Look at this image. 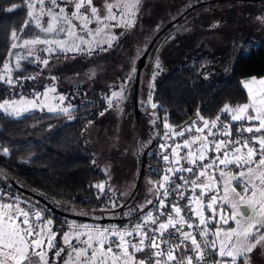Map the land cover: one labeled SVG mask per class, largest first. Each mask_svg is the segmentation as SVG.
<instances>
[{
	"label": "snow or ice",
	"instance_id": "obj_1",
	"mask_svg": "<svg viewBox=\"0 0 264 264\" xmlns=\"http://www.w3.org/2000/svg\"><path fill=\"white\" fill-rule=\"evenodd\" d=\"M142 2L143 0H103L104 15H101L100 7L94 4V0H24L23 5H12L5 11L10 12L22 6L28 8L29 19H26L21 26V32L33 26L34 21V27L41 32L53 35L65 34L64 39H41L37 34L33 38L23 39L22 44L13 42L9 55H12L11 49L17 47L30 49L26 56L17 57L15 69L21 68V60H28L33 56L31 47L35 45H45L46 47L40 51L56 53L57 56L68 52L87 55H92L97 50L106 52L112 47L113 41L119 39L111 29H122L119 35L133 29ZM69 6H71L70 11ZM187 7L192 5L189 4ZM44 17L48 18L46 23L43 22ZM257 19L264 23V17ZM74 20L81 21L80 25L73 23ZM93 21L98 26L89 29L88 25ZM212 27H219V22ZM78 29L84 31L85 35H79ZM10 36L13 41L20 39L15 30ZM86 36L93 39H86ZM96 37L102 39L97 40L94 45L93 41ZM103 44H107V47H103ZM34 59L45 67L49 64L48 59L39 55ZM154 68H160L158 57ZM12 72L13 68L6 58L0 68V81L10 86H19L22 79H35V77L19 76L13 78ZM135 72L136 68L132 67L126 80L130 82ZM94 75V71L89 73L90 78ZM156 75L154 71L152 78L154 79ZM52 79L55 80L56 77ZM241 85L247 90V102L236 105L226 102L215 117L205 118L198 109L195 119L190 118L178 129H174L167 122V116L164 118V128L168 130L164 133L166 138L184 137L185 133L191 135L182 143H174L171 147L172 157H179L178 159L170 160L167 154L161 156V159L175 166L167 168L159 182L149 181L153 187H149L147 191L153 195V199H146L144 204L130 208L124 213L125 217L130 218L134 213L143 212L137 223H130L124 228L115 225L89 228L84 225L81 226L86 229L84 232L75 229L64 232L62 242L67 247L61 246L56 249L54 256L60 258L63 255V264H208L206 254L215 253L219 257L230 258L226 264H251L250 254L258 247L264 249V134H262L264 133V77H251L250 80L241 81ZM253 85L258 87L253 88ZM148 87V100L143 103L150 105L152 109H157L158 104L152 102L151 81ZM126 90V87L121 85L120 91L113 92L109 98L108 108H112L115 104L117 109L122 111L119 109V103L126 99L123 95ZM48 91L55 89H46L43 93L45 97ZM40 96V93H35L33 99H26L22 95L19 100L6 99L0 102V109L6 113L11 109L9 114L19 116L29 110L28 106H38ZM64 99L63 95L59 97L60 101ZM58 110L68 112V108L49 107V111ZM155 115L154 112L153 116ZM158 119L159 117H156L151 123L155 124ZM233 122H240V126L236 129L239 138L236 139L231 138ZM221 129L224 130L221 134L228 139L216 138L217 131ZM244 133L251 135L244 136ZM193 146L196 148L195 151ZM160 147L163 149L166 145L161 144ZM181 148L187 150L183 156H180L178 151ZM2 151L3 154H8L7 149ZM209 151L218 154L222 152V158L217 155L211 158L210 163H199L205 160ZM229 152L232 153L231 158ZM182 160L187 161L190 166H181ZM217 161L220 165H235L245 170L239 171L237 175H231L221 169L217 178L214 172L208 174L210 169L217 166ZM184 172L190 173L191 176L186 178L177 175ZM176 179L181 180L182 183L177 184ZM241 181H243L242 192H237L231 185L233 182L239 185ZM221 182L222 196L218 187ZM186 185L191 186L190 197L181 191ZM93 186L101 191L105 188L104 182ZM108 187L111 190V186ZM197 189H200L198 195ZM213 189L215 194H212ZM121 195L127 196L129 193L125 192ZM169 196H175L177 199L166 203L165 198ZM205 196L209 197L207 203L203 199ZM233 197L236 200H233ZM14 199L16 203L0 201V264H56V260L50 261L48 258V251L56 248L54 241L57 234L51 230L52 221L44 220L39 212L21 207L19 198ZM180 200H187L188 203L181 205ZM224 203L230 205V213H225L222 207L213 208V205ZM147 205H152V208L144 212ZM117 206L113 201L112 207ZM205 207L212 210V215L208 219L215 220L217 214L219 215L221 226L212 231L215 239H204L202 247L197 235L208 237L210 231L208 219L205 218L203 211ZM193 216L198 217V223L192 220ZM230 221L234 226L224 228L223 226L229 225ZM185 225L189 229L200 226L203 228L193 234L185 230ZM221 236L224 239H221ZM213 264H224V262L214 261Z\"/></svg>",
	"mask_w": 264,
	"mask_h": 264
},
{
	"label": "trees",
	"instance_id": "obj_2",
	"mask_svg": "<svg viewBox=\"0 0 264 264\" xmlns=\"http://www.w3.org/2000/svg\"><path fill=\"white\" fill-rule=\"evenodd\" d=\"M14 4L23 5L24 0H0V68L9 58L11 32L20 31L25 20L29 19L25 6L5 11ZM259 10L257 14L264 16V0ZM207 30L203 25L197 32L173 44L168 51L170 61L155 77L153 99L158 103L155 110L159 119L153 124L155 133L151 142L143 150V153L147 151L146 172L152 175L160 176V168L165 169L161 160L155 157L154 147L158 140L156 134L161 135L164 130L166 116L174 129L183 127L190 118L195 119L198 109L205 118L215 117L226 102L230 105L247 102V90L241 85L245 77L264 75V36L257 37L244 30L240 35L232 34L223 49L213 51L204 43L195 45L194 42L199 32ZM127 43L124 36L109 53L120 56ZM87 66V59H79L65 64L57 72L84 71ZM40 72L41 67L34 58L22 61L21 68L14 70L13 77L35 79H22L19 86L0 81V101L21 95L34 96L44 87L37 81ZM103 90V87L95 85L88 93L85 90L76 93L73 97L75 107L67 113L35 109L13 116L0 109V166L19 183L56 206L59 201L98 209L111 205L114 196L110 189L106 187L101 191L93 186L105 180L107 174L96 162L93 163L94 151L84 132L88 122L107 105ZM239 126L240 122H233L232 129L236 131ZM3 149L8 150L7 155L3 154ZM150 162L158 167H149ZM0 188L40 206L42 218L54 220V231H63L70 226L65 220L68 216L18 189L2 173ZM142 214L134 213L126 220L133 224ZM59 247L56 244L54 252L49 254L50 261L54 259L56 264L63 260V255L60 258L54 256Z\"/></svg>",
	"mask_w": 264,
	"mask_h": 264
},
{
	"label": "rangeland",
	"instance_id": "obj_3",
	"mask_svg": "<svg viewBox=\"0 0 264 264\" xmlns=\"http://www.w3.org/2000/svg\"><path fill=\"white\" fill-rule=\"evenodd\" d=\"M195 1L197 2V0H143L138 13L136 26L131 30L124 31L123 35H119L122 29H111L113 33L119 36V39L113 41L112 47L108 48L106 52L97 50L92 55L68 52L57 56L56 53L50 54L46 51H40V49L46 47L45 45H35L31 47L33 56L28 59L39 55L44 59H48L49 64L45 67L42 63L36 61L41 67V72L37 76V81L42 83L44 87L42 90L36 92L41 94L39 98L40 103L36 107L28 106V111L35 109L49 111V107L57 109L68 108V110H70L75 107L73 101L74 95L76 93L79 94L83 90L88 93L92 91L95 85L104 88L103 94L107 100V105L101 112L104 114L101 115L100 113L96 118L91 120V123H89V121L84 128V132L87 142L94 151L95 162L97 165L101 166L104 171L105 169L107 170L105 171L107 178L102 182H104L105 188L107 187L109 189L108 186H111L110 191L112 196H114L113 201L118 206L112 207L111 203V205L98 209L82 204L59 201L57 207L71 214L99 219L113 218V221L98 223L68 216L65 220L70 226L63 231H54L52 229L54 220L48 217L46 220L52 221L51 230L57 234L54 241L55 245L58 244L60 247H67L63 245L62 242L63 233L69 232L72 229L78 232H84L86 229L81 227L84 225H87L89 228L93 226L108 227L112 225L124 228L125 225L130 224L129 220H126L127 217L124 216V213L128 212L130 208H136L138 205L144 204L146 199H153V195L149 194L147 191L149 187H153V184L149 183V181L159 182L166 168H160V170H162L160 176H155L146 172L147 167L144 173L140 170V158L143 150L151 142V138L155 133L151 121L156 119V115L153 116L156 110L152 109L150 105H145L143 102L148 100V85L150 81L154 88L155 78H152L153 72L155 71L158 74V72L170 61L168 54L169 48L172 47L173 44L178 43L179 40L185 38L188 34L197 32L203 25L207 27L208 30L205 33L199 32L197 34V37L194 39L195 45L204 43L205 46L213 51L223 49L224 44L229 42L228 40L232 34L240 35L244 30H248V33L257 37L264 36V23L257 19V17H264L263 15L255 14L241 16L234 14V11H231L233 6L229 5L227 1L222 2L216 0L205 2L198 6V8L186 12L183 17H181L185 9L188 8L187 6ZM102 3L103 0H94V4L100 7L101 15H104ZM61 6H63V4H61ZM240 6L246 8L248 5H238L237 9H241ZM208 7L210 10L207 9ZM68 10H71V6H69ZM229 11L230 13L227 14ZM178 17L181 18L179 19ZM175 18L177 20H175ZM47 19V17H44L43 22L46 23ZM170 22L171 25L156 38L147 56L146 65L141 70L138 89L139 111H137L134 103V87L138 59L154 40L155 36ZM216 22H219V27L213 28L212 25ZM34 23L33 21V26L26 28L23 32L16 31L20 39L15 41L12 40V43L15 42L18 45L22 44L23 39L33 38L37 34L41 39L65 38L64 33L53 35L41 32L34 27ZM73 23L79 26L81 21L74 20ZM97 26L95 21H93V23L88 25V28L95 29ZM78 34L85 35V32L78 29ZM124 36L127 37L128 43L123 53L120 56L109 53ZM85 38L89 40L93 39L90 36H86ZM100 39H102V37H96L93 44L95 45L96 41ZM208 39L209 41H207ZM102 46L107 47V44H103ZM29 50V47L11 49L12 55H9L7 61L13 68L12 76L15 70L17 57L26 56ZM157 57L160 61L159 69L154 68ZM92 58H94V60H92ZM79 59L88 60V66L84 71L77 70L71 72L63 70L57 72V69L64 67L65 64ZM22 61L24 60L20 61L21 66ZM132 67L136 68V72L133 73V79L129 82L126 80V77L129 75ZM91 71H94L95 75L90 78L89 73ZM52 77H56V79L53 80ZM121 85H124L127 89L123 93L126 99L119 103V109H122V111L118 110L115 104L112 108H108L109 98H111L113 92L120 91ZM52 88H54L55 91H48L45 97L43 93H45L46 89ZM61 95L65 97L63 101L59 100ZM22 96L26 99L34 98V96ZM19 99L20 96L7 98V100ZM152 102L157 103L153 99V89ZM106 108H108L107 111H105ZM28 111L22 112L20 115ZM10 112L11 109H9L8 113ZM148 166L151 168L158 167L151 162L148 163ZM237 174V172L231 173V175ZM242 185L243 181H241L239 185L233 182L231 186L235 187L237 192H242ZM125 192L129 193V195H121ZM233 200H236V198L233 197ZM151 206L152 205H147L143 211H147ZM73 243H76V241H73ZM250 257L251 264H259L260 262L264 264V249L258 247L250 254ZM60 264H63V260Z\"/></svg>",
	"mask_w": 264,
	"mask_h": 264
},
{
	"label": "built area",
	"instance_id": "obj_4",
	"mask_svg": "<svg viewBox=\"0 0 264 264\" xmlns=\"http://www.w3.org/2000/svg\"><path fill=\"white\" fill-rule=\"evenodd\" d=\"M167 120H168V118H167ZM167 131L168 130L164 128V130L162 131V133H161L160 137L158 138V140L156 142V145L154 147V155H155V157L157 159H160L161 160V162L164 164V166H165L166 169L169 168L170 166H175V165H171L169 161H164L163 159H161V156L164 155V154H167V155H169L170 160L177 159L178 157H172L171 147L174 146V143H182L185 138H187L188 136L191 135L190 133H185V136L184 137L171 136V138H166L165 135H164V133L167 132ZM214 131H216V130L214 129ZM223 131H224L223 129H221L220 131H217V136H216L217 139H225V140L228 139V137H225V136H223L221 134ZM231 132L233 134L231 138H233V139L239 138V134L237 133V131L233 130L232 127H231ZM262 134H264V133H262ZM243 135L244 136H249L251 134L244 133ZM161 144H165L166 147L162 149L160 147ZM182 150H183V148H181V149L178 150L179 153H180V155L182 153ZM222 152H223V150H222ZM222 152L218 154V153H215L213 151H209L206 154L205 160L204 161H201L199 163H210L211 162V158L214 157V156H217V155L221 156V158H222ZM231 155H232V153L229 152V158H231ZM183 166H190V165H188V163L187 164L185 163ZM231 166L234 167L235 165H227V166L220 165L219 164V161H217V166L214 169H210L208 174L211 175L214 172L215 173V176L217 178H219L220 170L222 169V170L225 171L228 167H231ZM177 175H182V176H184L186 178L191 176V174L190 173H187V172L179 173ZM176 183L177 184H180V183H182V181L179 180V179H176ZM218 187L221 190L220 191V195L222 196V194H223V183L221 182L218 185ZM198 190L199 189L196 190L197 195L199 194L198 193ZM161 191H163V190H161ZM181 191L183 193H185V195H187L189 197L192 195L191 186L190 185H186L183 189H181ZM212 194H215V189H213V193ZM14 198H19V201L18 202H19V205L21 207H24L26 209H29L30 208L33 212H39L40 215H43V211H42L41 207L38 206L37 204H35L33 202H30V201L23 200L20 197H18L15 193H10V192H7V191L3 190L2 188H0V201H8V202H11V203H16V200ZM165 199H166V203H170V202L176 200L177 197H175V196H169V197H167ZM203 199L204 200H208L209 197L208 196H205ZM179 203L181 205H184V204H187L188 201L187 200H180ZM221 207H222L221 204L213 205V208L214 209H219ZM151 208H152V206L148 210H150ZM204 211H205V214H207V213L212 214V210L208 209L207 207H205ZM33 219H35L34 216H33ZM161 219H163V217ZM192 220L194 222L198 223V217L193 216L192 217ZM215 220L217 222V227H220L221 225H220V222H219L218 217ZM138 221H139V218L133 224L137 223ZM226 226L227 225H224L223 227L225 228ZM202 228H203V226H200L199 228L189 229V228H187V225H185V230L186 231H189V232H192L193 234H196V232L200 231ZM204 239H209V238L208 237H201V236L197 235V240L200 241L201 244H202V241ZM202 247H203V244H202ZM206 252H207V250H206ZM206 260H207V262H214V261H216V258H215L214 253L212 255H207L206 254Z\"/></svg>",
	"mask_w": 264,
	"mask_h": 264
},
{
	"label": "water",
	"instance_id": "obj_5",
	"mask_svg": "<svg viewBox=\"0 0 264 264\" xmlns=\"http://www.w3.org/2000/svg\"><path fill=\"white\" fill-rule=\"evenodd\" d=\"M171 25V22L168 23L166 25V27H164L159 33L158 35L163 32L164 30H166V28H168ZM155 36L154 40L151 42V44L147 47V49L143 52V54L139 57L138 59V67H137V74H136V82H135V87H134V103L136 106L137 111H139V107H138V89H139V84H140V73L142 68L146 65L147 62V56L150 53V50L157 38V36ZM160 137V133L156 134V139H158ZM147 162V151H145L143 153V162H142V166H141V172L144 173L145 172V164ZM0 173H2L11 183H13V185H15V187H17L18 189L22 190L25 193H28L36 198H38L39 200L43 201L46 205H48L51 209H53L54 211L64 214L66 216L69 217H73L76 219H82V220H91L93 222H98V223H105V222H111L113 221V218H91V217H87V216H82V215H76V214H71L68 212L63 211L62 209L58 208L56 205L52 204L51 202H49L47 199H45L43 196H41L40 194H38L35 191H32L31 189H29L27 186H24L23 184L19 183L11 174H9L4 168H2L0 166Z\"/></svg>",
	"mask_w": 264,
	"mask_h": 264
},
{
	"label": "crops",
	"instance_id": "obj_6",
	"mask_svg": "<svg viewBox=\"0 0 264 264\" xmlns=\"http://www.w3.org/2000/svg\"><path fill=\"white\" fill-rule=\"evenodd\" d=\"M251 77H257V78H260V77H264V75H262V76H248V77H245L244 79H243V81H247V80H250V78ZM253 88H257L258 87V85H253L252 86ZM245 103V102H244ZM241 104H243V103H241ZM245 126H248V124H245ZM196 150V148H195V146H193V151H195ZM186 149H183L182 150V153H181V155L180 156H183V155H185L186 154ZM232 156V155H231ZM179 158V157H178ZM177 158V159H178ZM259 159V157H257V160ZM187 164V161H184V160H182L181 162H180V165L181 166H183L184 164ZM245 169L243 168V167H237V166H234V167H228L226 170H225V172L226 173H229V174H231L232 172H239V171H244ZM258 182V181H257ZM200 192V189L198 190V193ZM223 195V194H222ZM205 201V203H207V201L208 200H204ZM3 202H7V203H11V202H8V201H3ZM222 206V208H223V211L225 212V213H230V210H229V205L227 204V203H224L223 205H221ZM205 209V208H204ZM204 209H203V211H204ZM204 214H205V211H204ZM208 214V215H207ZM207 214H205V218L206 219H208V217L209 216H211L212 214H210V213H207ZM218 217V219H219V215L217 214V216H216V218ZM136 222V221H135ZM234 226L233 224H232V222L230 221V223H229V225H227L225 228H228L229 226ZM217 227V222H216V220H211V219H208V228L210 229V231H209V234H208V238L209 239H215V237H213L212 236V231L213 230H215V228ZM53 229V228H52ZM221 239H224V237L223 236H221ZM54 250H55V248L54 249H52V250H50V251H48V255L50 254V252H54ZM214 255H215V258H216V261H222V262H224V264H226V262L230 259V258H227V257H219L217 254H215L214 253ZM208 264H213V262H208ZM259 264H262L261 262L259 263Z\"/></svg>",
	"mask_w": 264,
	"mask_h": 264
},
{
	"label": "flooded vegetation",
	"instance_id": "obj_7",
	"mask_svg": "<svg viewBox=\"0 0 264 264\" xmlns=\"http://www.w3.org/2000/svg\"><path fill=\"white\" fill-rule=\"evenodd\" d=\"M211 1H216V0H197V2H193L191 5L192 7H188L187 10H185L182 14L181 17H183V15L186 13V12H189V11H192L193 9L195 8H198V6H200L201 4H204L205 2H211ZM218 1H222V2H225L227 1L229 3V5L233 6V9H231V11H234V14H237V15H251V14H254L257 13L260 11L259 8L260 6L262 5L263 3V0H218ZM241 4H245L248 5L246 8L245 7H241V9H237V6L238 5H241ZM225 6H228V5H225ZM231 6H228V7H231ZM227 7V9H228ZM207 9L210 10V8L208 7ZM249 9V10H248ZM254 12V13H252ZM233 15V14H232ZM180 17V18H181ZM179 18V17H178ZM179 18V19H180ZM178 19V20H179ZM175 20H177L175 18ZM158 35V34H157ZM160 35V34H159ZM158 35V36H159ZM157 36V37H158Z\"/></svg>",
	"mask_w": 264,
	"mask_h": 264
}]
</instances>
